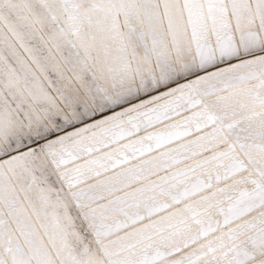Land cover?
I'll list each match as a JSON object with an SVG mask.
<instances>
[{
    "label": "snow or ice",
    "instance_id": "snow-or-ice-1",
    "mask_svg": "<svg viewBox=\"0 0 264 264\" xmlns=\"http://www.w3.org/2000/svg\"><path fill=\"white\" fill-rule=\"evenodd\" d=\"M0 264H264V0H0Z\"/></svg>",
    "mask_w": 264,
    "mask_h": 264
}]
</instances>
